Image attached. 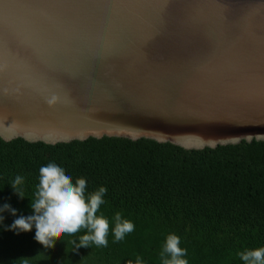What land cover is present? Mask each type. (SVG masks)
Here are the masks:
<instances>
[{
	"label": "water",
	"instance_id": "water-1",
	"mask_svg": "<svg viewBox=\"0 0 264 264\" xmlns=\"http://www.w3.org/2000/svg\"><path fill=\"white\" fill-rule=\"evenodd\" d=\"M0 136L264 140V0H0Z\"/></svg>",
	"mask_w": 264,
	"mask_h": 264
},
{
	"label": "trees",
	"instance_id": "trees-1",
	"mask_svg": "<svg viewBox=\"0 0 264 264\" xmlns=\"http://www.w3.org/2000/svg\"><path fill=\"white\" fill-rule=\"evenodd\" d=\"M64 167L72 179L84 177L87 192L107 188L100 213L109 219L108 247H80L62 234L44 248L35 228L17 234L0 226V264H162L170 233L181 238L189 264H244L239 253L264 246V140L215 148L186 149L151 138L90 137L49 144L0 136V206L10 225L31 215L30 199L39 168ZM19 175L25 197L11 182ZM119 212L135 231L113 243V218Z\"/></svg>",
	"mask_w": 264,
	"mask_h": 264
},
{
	"label": "clouds",
	"instance_id": "clouds-1",
	"mask_svg": "<svg viewBox=\"0 0 264 264\" xmlns=\"http://www.w3.org/2000/svg\"><path fill=\"white\" fill-rule=\"evenodd\" d=\"M60 96L53 94L47 99L49 106L60 101ZM24 178L17 175L11 182V187L19 197H25L20 191ZM87 181L84 177L72 179V173L64 167L49 162L39 168V183L30 199L31 215H20L10 225H5L6 211L16 216L17 209L5 202L0 206V226L19 234L35 228L34 239L44 248L51 246L54 240L62 234L75 236L81 230L85 234L71 241L76 249L80 247H108L110 224L109 219L98 212L105 203L107 188L100 186L94 192H87ZM111 229L113 243L123 241L126 236L135 231L134 222L123 219L117 212L113 218ZM188 250L181 247V238L174 233L166 237L161 252L162 264H189ZM244 264H264V246L248 249L239 253Z\"/></svg>",
	"mask_w": 264,
	"mask_h": 264
}]
</instances>
